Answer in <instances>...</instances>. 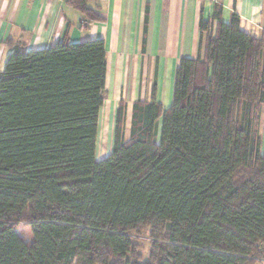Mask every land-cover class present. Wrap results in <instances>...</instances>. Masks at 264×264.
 Listing matches in <instances>:
<instances>
[{
    "label": "trees",
    "instance_id": "16d2710c",
    "mask_svg": "<svg viewBox=\"0 0 264 264\" xmlns=\"http://www.w3.org/2000/svg\"><path fill=\"white\" fill-rule=\"evenodd\" d=\"M67 1L86 25L102 19L89 0ZM214 20L204 58L181 59L172 105L133 102L128 139L120 101L103 158L105 41L65 35L36 50L7 41L0 264L264 262V32H244L236 13L224 23L221 8ZM146 227L152 245L143 260L131 233Z\"/></svg>",
    "mask_w": 264,
    "mask_h": 264
},
{
    "label": "crops",
    "instance_id": "0c3cea01",
    "mask_svg": "<svg viewBox=\"0 0 264 264\" xmlns=\"http://www.w3.org/2000/svg\"><path fill=\"white\" fill-rule=\"evenodd\" d=\"M87 4L102 19L83 27V14L67 0H0V73L13 51L8 40L36 50L65 35L70 42L101 38L109 91L102 108H116L117 99L125 100L128 108L138 99L150 102L155 97L166 109L173 103L181 59L205 56L209 35L216 31V8H221L224 23L236 13L244 32L255 37L264 32V0H89ZM201 21L210 23L209 31L200 29ZM259 128L264 153V106Z\"/></svg>",
    "mask_w": 264,
    "mask_h": 264
},
{
    "label": "rangeland",
    "instance_id": "374dc122",
    "mask_svg": "<svg viewBox=\"0 0 264 264\" xmlns=\"http://www.w3.org/2000/svg\"><path fill=\"white\" fill-rule=\"evenodd\" d=\"M114 94V91H112ZM107 97L109 96V91L106 90ZM123 99H117L116 108H102L100 121H99V135H98V157H104L107 155L113 143V130L115 125L114 115L115 111ZM127 105V102L124 100ZM131 105H128L125 120V139L130 136V120H131ZM17 231L24 235L27 240H32V232L30 226L27 223H20ZM134 237L135 243L137 244L138 251L142 254L143 260H148L151 250V229L150 227L142 228L140 232L133 231L131 233Z\"/></svg>",
    "mask_w": 264,
    "mask_h": 264
},
{
    "label": "built area",
    "instance_id": "2783aa9c",
    "mask_svg": "<svg viewBox=\"0 0 264 264\" xmlns=\"http://www.w3.org/2000/svg\"><path fill=\"white\" fill-rule=\"evenodd\" d=\"M81 25L84 27L86 25L85 21H81Z\"/></svg>",
    "mask_w": 264,
    "mask_h": 264
}]
</instances>
